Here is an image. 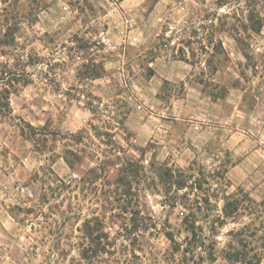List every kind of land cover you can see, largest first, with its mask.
I'll use <instances>...</instances> for the list:
<instances>
[{
	"label": "rangeland",
	"instance_id": "obj_1",
	"mask_svg": "<svg viewBox=\"0 0 264 264\" xmlns=\"http://www.w3.org/2000/svg\"><path fill=\"white\" fill-rule=\"evenodd\" d=\"M245 225L264 264V0H0V264H234Z\"/></svg>",
	"mask_w": 264,
	"mask_h": 264
},
{
	"label": "trees",
	"instance_id": "obj_2",
	"mask_svg": "<svg viewBox=\"0 0 264 264\" xmlns=\"http://www.w3.org/2000/svg\"><path fill=\"white\" fill-rule=\"evenodd\" d=\"M244 56H246L247 58H249V55L246 51H243ZM2 106V105H1ZM71 162V161H70ZM238 200H230L227 205H226V210H228L232 205H234V207L237 208L238 206ZM227 215H230V213L226 212ZM187 222H189V216L186 217L185 219ZM248 225L244 226V229L242 230H237L236 232H233V234L236 237L240 236V244L242 246V249H239L233 245L230 246V250L227 252V259L231 262H233L234 264H262V258H263V254L259 255L260 257H258V253L256 252L255 254H253L252 256H250V251L253 249H250L251 247H249V241L246 238V231H248ZM245 235V236H244ZM255 235V234H250V236ZM264 240V237H262ZM264 247V245H263Z\"/></svg>",
	"mask_w": 264,
	"mask_h": 264
}]
</instances>
